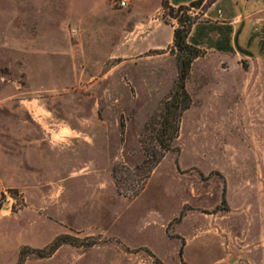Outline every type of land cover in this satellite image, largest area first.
Here are the masks:
<instances>
[{
	"label": "rangeland",
	"instance_id": "374dc122",
	"mask_svg": "<svg viewBox=\"0 0 264 264\" xmlns=\"http://www.w3.org/2000/svg\"><path fill=\"white\" fill-rule=\"evenodd\" d=\"M116 1L0 0V264L60 235L76 245L23 264H264V110L245 73L193 63L176 150L139 196L118 192L114 167L130 193L142 182L178 64L133 49L154 0Z\"/></svg>",
	"mask_w": 264,
	"mask_h": 264
},
{
	"label": "crops",
	"instance_id": "0c3cea01",
	"mask_svg": "<svg viewBox=\"0 0 264 264\" xmlns=\"http://www.w3.org/2000/svg\"><path fill=\"white\" fill-rule=\"evenodd\" d=\"M140 1L148 6L151 3ZM193 1L196 0H168L173 7ZM162 3L163 0H154L155 10L131 32L140 37L132 45L138 55L153 52L149 57H165L168 53L164 51L173 45L177 21L172 20L168 25L157 17ZM187 42L204 52V56L194 61L196 68L203 69L211 61L216 69L245 73L242 82L249 83L248 87L241 88L245 98L256 99L257 108L264 110V0H216L193 25ZM245 108L252 112L255 107L248 102ZM255 161L264 163V154L257 155Z\"/></svg>",
	"mask_w": 264,
	"mask_h": 264
},
{
	"label": "trees",
	"instance_id": "16d2710c",
	"mask_svg": "<svg viewBox=\"0 0 264 264\" xmlns=\"http://www.w3.org/2000/svg\"><path fill=\"white\" fill-rule=\"evenodd\" d=\"M216 0H196L189 5L173 7L168 0H164L162 8L167 11V17L177 21V27L174 29V41L170 48V52L175 55L178 64V77L175 89L171 97L164 103L159 120L154 125H159L160 128L156 132L157 146L151 148L145 147V160L140 166H137L134 171L143 173L142 182L139 186L129 192V187L123 179L119 178L118 173L125 166L114 167L113 173L116 179V186L120 194L131 197H137L144 190L151 173L156 166L161 162L165 155L175 151L173 142L179 137L180 125L183 114L189 110L192 104L191 97L186 89V83L191 73L192 64L194 61L204 55V52L188 44V35L195 23L200 20L201 15L215 2ZM195 10H199L197 13ZM165 24L171 25L166 18L163 19ZM161 54L162 52H157ZM130 171L128 168H124ZM134 172V173H135ZM225 196V190H224ZM223 198V202H225ZM75 238L70 235L58 236L46 249H31L24 247L20 252L18 264H23V259L30 254H35L41 258H46L54 254L62 245L72 244ZM180 256L183 254V248L180 249Z\"/></svg>",
	"mask_w": 264,
	"mask_h": 264
},
{
	"label": "built area",
	"instance_id": "2783aa9c",
	"mask_svg": "<svg viewBox=\"0 0 264 264\" xmlns=\"http://www.w3.org/2000/svg\"><path fill=\"white\" fill-rule=\"evenodd\" d=\"M116 4H117V6H118L119 8L124 9V8L128 7V5H129V0H117V1H116Z\"/></svg>",
	"mask_w": 264,
	"mask_h": 264
}]
</instances>
